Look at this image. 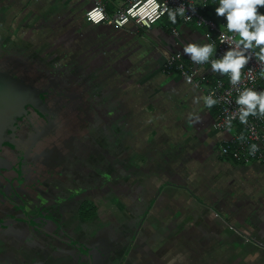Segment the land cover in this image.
I'll return each instance as SVG.
<instances>
[{"label": "crops", "instance_id": "crops-1", "mask_svg": "<svg viewBox=\"0 0 264 264\" xmlns=\"http://www.w3.org/2000/svg\"><path fill=\"white\" fill-rule=\"evenodd\" d=\"M119 2L112 0L107 6L109 17ZM92 3L0 0V41L9 42L11 48L24 46L26 52L31 47L41 48L44 53L60 47L53 45L66 37L68 54L86 56L87 65L82 57L86 72L92 57L104 63L103 67L109 62L118 67L116 71L99 69L107 81L104 89L116 91V98L105 95L101 105L106 113V134L111 138L103 143L104 178L111 180L114 171L118 192L108 188L107 195L92 198L104 221L123 220L118 232H112L113 224L111 229L102 228L108 239L116 236L113 243L123 247L116 261L264 264V163L242 164L223 157L220 147L227 135L214 129L216 115L213 107L204 105L205 92L163 70L164 51L169 56L180 52L191 61L183 46L207 42L205 29L178 22L173 27L180 34L174 36L166 21L130 33L106 24L95 26L85 21ZM63 30L67 33L52 37ZM209 75L211 81L216 79ZM114 197L123 209L113 204ZM57 215L48 214L52 218ZM130 220L135 227L127 233L122 227ZM94 232L89 230L88 238H95ZM45 236L40 234L37 242ZM48 237L43 249L27 235L23 241L0 239V264H55L58 245L55 238ZM89 247L90 257L96 254L111 264V251ZM78 263L90 264L81 257Z\"/></svg>", "mask_w": 264, "mask_h": 264}, {"label": "flooded vegetation", "instance_id": "flooded-vegetation-1", "mask_svg": "<svg viewBox=\"0 0 264 264\" xmlns=\"http://www.w3.org/2000/svg\"><path fill=\"white\" fill-rule=\"evenodd\" d=\"M3 41L4 40L0 41L1 63L6 64V66L11 69L23 71L24 76L35 80L38 86L42 89L49 86L53 87V92L48 95L47 99L52 100V103L56 108V116L54 117L56 124L55 127L53 126L50 128V135L54 136L52 142H49L46 138L45 140L37 141L38 143L35 145H33V143L27 144L26 141L29 138L31 128L27 122L22 121V117L18 120L20 130L17 137H19L14 138L18 151H16L17 149L9 143L3 145V157L1 155L0 157L4 160L0 162V167H5V170H0V187H3L4 190L10 194L8 196H4L3 194L0 195V224L5 222L11 227L18 225L21 229L28 226V223L24 222L21 217L20 219L15 218L16 215L19 216L17 212L6 213L13 210L8 209L13 207L8 203L10 202V199H14V203L19 206L22 211L23 207H20L19 204L25 202V206L34 210L31 213L34 217H38V219L36 218V222L40 223V210L34 208L40 207L41 205L40 194L47 196L51 194V192L44 188V185L45 187L48 185L45 182L44 177H51L49 176L51 173L49 172L50 170L58 172L60 169L56 162L48 160L49 165L45 164L44 158L48 156V153L43 155L44 150L47 148L52 149V151L63 150L68 142L73 143L72 141L75 139L74 136H71L73 133L76 134L83 131L86 133L84 135L83 146L87 150V155H80V157L76 158L78 162H76L75 159L70 166L68 160L72 157L75 158L73 150L76 148L71 145L70 153L65 156L63 162L65 172L63 177H66L56 179V177L52 175L53 177L50 179L53 181L52 184L54 187H56L52 188L54 193H57V187L59 185L68 188V190L64 192L66 196L64 204L60 208L53 209L55 210L53 213L58 215L55 218L47 217V220L50 219L54 221V223L48 222L47 230L59 235V238L55 239L58 245V247L56 246L55 248L57 251V254L55 255V264H79V257L90 264H109V259H107L108 261L102 259L99 260L96 254H94L95 259L93 256L90 257L88 248H90L89 246L91 245H96L99 248L104 249L106 252L111 251L108 253V255L111 256L114 254L111 264H118L119 261L116 260L121 257L123 247L122 245H116L115 242L113 243V241L116 240V236L115 238L112 236L114 240L111 237L108 239V233L106 230L113 224L112 232L117 231V226L123 223V220L118 222L112 218L109 221H104L101 217V209L96 205L94 202L95 200L92 199L99 195H107L109 191L108 188H111L112 190L110 191L113 193L118 192L117 186L114 183V171L111 180L106 181L104 178L107 175V170L103 162L105 161L103 143L108 138V135L106 134L105 128L99 127L98 124L93 133H89L87 126L84 125L82 121L76 116L71 117L75 106L73 102H76L74 99L79 101L85 99L88 107V100L91 98V100L95 101V107L100 111V119L102 120L104 118L106 113L101 102L105 95L116 98V91H114L113 88H110L108 91L104 89L107 81L103 80V73H100L99 69L106 68L115 70L118 69V67H116V64L110 62L103 67L102 65L104 63H101V61H97L95 57H92L91 59L93 60H91L92 63L89 64L90 69L88 72H86L85 67L79 69L78 67L84 64L82 58L84 56L78 57L74 54H68L66 37L61 38L60 41L53 45L56 46L57 44H60V47L47 50L44 53H41V48L36 47H31L29 52H26L24 46L21 48H11L10 46H7L10 44L9 42L6 43ZM23 44L25 45V43ZM84 58L87 65L88 61L86 60V56ZM96 66L98 69L94 68ZM91 70H93L92 73L90 72ZM115 71L111 73L114 78L117 77L115 76ZM94 84L101 85V87L97 86V88ZM57 97L59 99H56ZM87 107L85 106V108ZM33 120L36 126L43 125L41 119L34 118ZM64 134H68L69 136L64 137ZM70 138L72 141L69 140ZM10 139L12 142V138ZM109 139L111 138H108V141ZM91 142L92 144L89 145ZM74 144L81 145V141H76ZM29 147L32 148L29 156L27 159L22 158L23 150L26 148V154ZM25 154L23 153V155ZM19 157L20 160H18ZM37 157H42V159L37 162ZM30 162H34V164H30ZM40 176H42L41 181L39 179ZM37 182L40 183V186L33 187L32 184H37ZM34 191L38 192L35 193ZM74 192L75 194H73ZM89 200H91V202L93 201V206L94 208L96 207V214L94 215L90 212L81 213V210H79V208ZM2 202L6 203L3 204ZM52 208L53 207L49 208L48 211ZM64 214H66L65 217ZM141 218L142 217H139V219ZM21 220H23L22 224ZM132 220L129 221V225L127 223L122 227L127 229V233L134 231L135 224ZM103 226H105L106 235L103 234ZM61 229H63L62 233ZM109 229H111V227ZM89 230L95 231V238H88L87 232ZM112 232L109 233L112 235ZM70 235H73V241L69 240L67 237ZM37 238L39 239L38 236ZM48 238V236H45L44 241H42L43 246L41 245V242H39L36 243V247L38 249H43L44 246H48ZM120 243L121 242L118 241V244ZM75 245L78 246L76 247ZM105 245L112 246L114 250L109 249L108 246L105 248Z\"/></svg>", "mask_w": 264, "mask_h": 264}, {"label": "built area", "instance_id": "built-area-1", "mask_svg": "<svg viewBox=\"0 0 264 264\" xmlns=\"http://www.w3.org/2000/svg\"><path fill=\"white\" fill-rule=\"evenodd\" d=\"M111 1L93 0L85 14V21L95 26L106 24L130 33L133 30L132 27L140 30L156 25L167 16V12L163 15L159 14L165 5L169 9H174L183 4L186 9L184 17L177 16V21L184 25H195L205 29L206 41L215 42L212 58H219L229 45L234 46V40L228 39L229 34L224 27L226 23L224 18L222 17L224 27L222 29L214 20L204 16L211 5V0H120L115 14L109 17L107 6ZM93 11L96 14L94 18H90L89 12ZM171 32L174 36L180 34L178 28H172ZM221 34L224 35V40H221ZM209 69H211L210 63L197 65L192 61L188 62L180 52L170 55L163 67L166 74L180 75L187 84L203 90L206 96L212 95L214 99H217L218 103L213 106L216 113L214 129L227 135L220 147V154L223 157L242 164L264 163V116H249L247 124H241L238 118L233 119L230 128L226 127L225 123L228 116L240 107L235 103L239 94L238 90L251 88L255 91H264V62L259 61L253 54L249 63L241 69V82L236 86L231 85L228 74H224L221 79L211 81ZM188 76L192 77L191 83L186 79ZM251 145L257 146L254 154L251 153Z\"/></svg>", "mask_w": 264, "mask_h": 264}, {"label": "water", "instance_id": "water-1", "mask_svg": "<svg viewBox=\"0 0 264 264\" xmlns=\"http://www.w3.org/2000/svg\"><path fill=\"white\" fill-rule=\"evenodd\" d=\"M23 71L20 70H14L6 66V64L0 62V155L2 156L3 153V145L5 143H9L14 148H17L16 143L14 142V138H18V132L20 130L19 122L18 120L22 118V121H25L29 124V127L31 128L30 135L28 140L26 141L28 143H33L35 145L38 143L37 141L45 140L46 138L49 140V142H52L53 135L51 134L50 128L55 127L56 121L54 117L56 116V108L54 107L52 100H48V95L52 94L53 87L49 86L44 89L40 88L38 86L37 82L27 76H24ZM208 73L211 75H214L216 79H221L223 76L219 73L213 72L211 69L208 70ZM83 94V93H82ZM57 95V94H55ZM46 96V97H45ZM58 96V95H57ZM59 97V96H58ZM56 99H59V98ZM87 99V98H86ZM76 102H73L75 105L73 108V114L71 117L76 116L80 121L84 123V125L87 126L89 133H93L95 127L97 124L99 127L105 128V125L107 122L106 119H103V121L100 119V111L95 107L93 100L91 98L88 100L89 106L87 107L86 100H76ZM85 106L87 108H85ZM34 118H39L43 121V125L36 126L34 123ZM105 118V116H104ZM86 124H85V122ZM103 123V126L101 125ZM84 133L83 131H80L78 133H73L75 139L72 141L73 143L68 142L67 145L63 150L60 151H52V149H45L44 154L48 153V156H46L45 164H48V160L56 162L58 166L60 167L59 171H49L51 172L49 176L53 177L55 176L56 179H59L60 177H63L65 175L64 173V158L67 156V154L70 153L71 145L73 147H76L74 151V156L77 158L81 148L84 144ZM64 137H68V134H64ZM12 138V142L11 139ZM76 141H81V145L74 144ZM26 148L22 152V158L27 159L29 156L32 148L29 147L27 150V153L25 154ZM23 153L25 155H23ZM43 153V152H42ZM3 157V156H2ZM0 157V162L4 159ZM35 158V157H33ZM38 158V157H37ZM74 157L68 160V163L71 164L75 161ZM42 159V157H39L36 159L37 162H39ZM20 160V157L18 158ZM26 162V161H25ZM76 162L77 159H76ZM22 163V162H21ZM30 164H34V162H30ZM0 170H5V167H0ZM54 173V174H52ZM53 175V176H52ZM51 177H44L45 182L48 184L46 187L44 184L45 190H48L51 192L50 195H43L40 194V207L34 208L40 210V223L36 222L38 217H34L32 215L33 209H29L27 206H25V202L23 204H19L20 207H23V211L20 210L19 206H17L14 202V199H10V202H8L11 206L8 209H13L10 212L6 213H15L17 212L19 216H15V218L21 217V219L24 220V222L28 223V226L21 229L20 226L16 225L15 227H11L5 222L0 224V239L7 240L10 239L12 241H23L24 238L27 237L31 241V243H39L37 242L39 235H48L53 236V238L58 239L59 235L51 233L47 230L48 222L54 223L53 220H47L48 214H51L53 210L48 211L49 208L53 207L60 208L64 204L65 199V193L68 188L64 186H58L57 193H54L52 191V188L54 185L52 184L53 181L50 180ZM66 177V176H64ZM63 177V178H64ZM42 176H40L41 181ZM33 187H39L40 183L37 182V184H32ZM35 193L38 191H34ZM3 194L4 196H8L10 193L6 192L3 187H0V195ZM75 194V192L73 193ZM71 196V195H70ZM51 199V200H50ZM3 204L6 202H2ZM57 206V207H56ZM29 211V212H28ZM48 212V213H47ZM31 213V214H30ZM37 218V219H36ZM18 219V220H19ZM21 220V224L23 222ZM34 224V225H33ZM64 229V228H63ZM61 229V233L63 231ZM37 233V236H36ZM65 233V232H64ZM54 234V235H53ZM73 235L67 236L69 240L73 241ZM14 239V240H13ZM1 240V241H2ZM41 240V245L43 246ZM76 246V245H75ZM78 246V245H77ZM76 246V247H77Z\"/></svg>", "mask_w": 264, "mask_h": 264}, {"label": "clouds", "instance_id": "clouds-1", "mask_svg": "<svg viewBox=\"0 0 264 264\" xmlns=\"http://www.w3.org/2000/svg\"><path fill=\"white\" fill-rule=\"evenodd\" d=\"M214 9L217 17H223L226 21L224 27L229 34L228 39L234 40V46L229 45L219 58H212L215 52L214 41L190 42L183 46V53L197 65L210 63L213 72L228 74L231 85L236 86L241 82V69L249 63L253 54L259 61L264 62V11H261L264 9V0H218ZM185 11L183 4L174 9H169L165 5L159 14L167 12L169 21L175 24L177 16L184 17ZM95 14V11L89 12V17L94 18ZM224 39V35L221 34V40ZM162 55L165 58L169 57L168 51H164ZM186 79L189 83L192 82L191 76ZM238 92L235 103L240 107L228 116L225 123L229 128L233 119L238 118L241 124H247L249 116H264V91L244 88ZM202 99L205 107L209 109L218 103L212 95L204 96ZM194 119L199 123L198 116ZM250 147L251 153L254 154L257 146Z\"/></svg>", "mask_w": 264, "mask_h": 264}, {"label": "rangeland", "instance_id": "rangeland-1", "mask_svg": "<svg viewBox=\"0 0 264 264\" xmlns=\"http://www.w3.org/2000/svg\"><path fill=\"white\" fill-rule=\"evenodd\" d=\"M217 5H215V4H212V5H210V7H209V9H208V11L204 14V16L205 17H208V18H211L212 20H214V22L218 25V26H220L221 27V25H222V17H217V15L215 14V7H216ZM67 33V31L66 30H63L62 31V33H59V34H57L56 33V31H55V33H53L52 34V37H58V36H62V35H64V34H66ZM82 67L83 66H81V67H78L79 69H82ZM92 144V142L91 143H89V145H91ZM87 155V150H86V148L83 146L82 148H81V151H80V153H79V155H78V157H80V155ZM84 156V157H85ZM76 158V157H75ZM114 202H113V204L117 207V209L118 210H121V209H123V207L120 205V202L117 200V198L116 197H114L113 199H112ZM111 200V201H112ZM149 203V202H148ZM96 208V207H95ZM94 208V206H93V203L91 202V200H89V201H87V202H85L80 208H79V210H81V213H85V212H87V213H92L93 215L94 214H96V209Z\"/></svg>", "mask_w": 264, "mask_h": 264}, {"label": "trees", "instance_id": "trees-1", "mask_svg": "<svg viewBox=\"0 0 264 264\" xmlns=\"http://www.w3.org/2000/svg\"><path fill=\"white\" fill-rule=\"evenodd\" d=\"M212 4H215V5H217L218 4V0H211V5ZM261 11H264V9H261ZM164 21H166V22H168V24L169 25H172L171 27L172 28H176V27H173L176 23H178L179 21H177L175 24H172L170 21H169V19H168V16H165V17H163V19H161L158 23H161V22H164ZM157 23V24H158ZM132 32H135V31H138V30H136L134 27H132ZM141 30V29H140ZM209 77H210V75H209ZM213 112H214V114L216 115V113H215V110L213 109L212 110Z\"/></svg>", "mask_w": 264, "mask_h": 264}]
</instances>
